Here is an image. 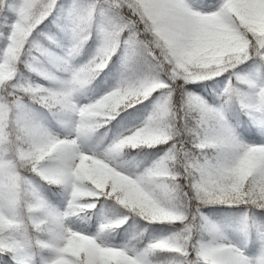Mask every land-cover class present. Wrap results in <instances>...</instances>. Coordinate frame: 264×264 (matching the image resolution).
Returning a JSON list of instances; mask_svg holds the SVG:
<instances>
[{"label":"snow or ice","instance_id":"1","mask_svg":"<svg viewBox=\"0 0 264 264\" xmlns=\"http://www.w3.org/2000/svg\"><path fill=\"white\" fill-rule=\"evenodd\" d=\"M56 3L57 0H19L13 9L17 18L8 47L0 58V264H9L8 257L14 264H41L39 258L31 255L33 248L51 253L43 264H264V254L249 258L225 242L213 240L197 247L195 217L190 218L181 209L176 185L180 178L176 165L181 163L195 198L201 203H246L264 209V145L241 143L222 112L202 98L189 95L186 104L176 109L172 87L178 80L195 83L222 74L249 59L253 50L264 61V0H221L214 10L208 11L194 9L188 0H96L73 13L78 41L73 52L88 38L84 33L98 10L127 9L132 18L120 17L118 23L110 25L104 31L97 55L79 70L72 71L67 60L39 46L41 56L67 66L71 73L66 81L41 73L58 86L12 85L26 44ZM200 4L209 8L213 0H200ZM7 8L8 0H0V12ZM124 32H128L126 38ZM121 43L147 52L156 61L157 71L166 74L172 83L148 77L126 83L89 105L76 104V90L88 84L86 71H102ZM252 87L257 91L248 107L264 116V85ZM161 90L164 95L157 110L143 128L120 139L103 157L81 151L78 138L94 130L95 119L107 123L122 108ZM234 92L230 87L229 93ZM23 95L50 111L78 114V138L61 139L44 127L15 116ZM179 112L185 114L186 121H192L191 134L198 141L195 147L199 157L182 155V145L174 144L159 163L136 178L110 166L112 156L125 148L153 147L174 140L177 129L173 120ZM25 168L48 183L70 188L66 211L58 212L45 203L21 174ZM183 195L186 197L187 193ZM100 197L115 199L151 223L183 224L184 228L141 252L129 254L127 250L103 246L97 238L66 226L69 217L94 207L86 201ZM33 236L38 238L34 240ZM158 253L175 258L158 262L154 259Z\"/></svg>","mask_w":264,"mask_h":264},{"label":"trees","instance_id":"2","mask_svg":"<svg viewBox=\"0 0 264 264\" xmlns=\"http://www.w3.org/2000/svg\"><path fill=\"white\" fill-rule=\"evenodd\" d=\"M74 1L79 9L85 8L96 0H57L56 7L51 11L46 19L35 29L32 33L28 43L25 46L24 54L22 55L19 64L17 65V75L12 85L16 87H25L28 85H38L34 82L37 79L41 82V86L54 87L57 86L55 81H49L42 77L41 73H49L59 78L55 73L60 72V65L50 61L48 58L41 56L39 53V46H43L55 53L57 57L63 58V51L66 47L70 49L71 64L73 66L80 65L81 68L89 64V62L97 55V51L90 56V51L94 42L96 28L99 26L98 12H96L93 24L87 28L84 35L88 38L84 39L83 43L79 44L78 50L73 52L78 41L74 33V26L72 31H69L68 19L65 14L66 9L71 5L70 2ZM200 4V0H193ZM218 0H213L215 3ZM103 3V0H100ZM16 0H8V8L6 12H0V54L3 46L8 39V27L15 16L13 9L15 8ZM106 7V6H105ZM107 18H104V23L108 27L114 23H118L120 17L132 18L127 9L111 10L108 11ZM142 27V26H141ZM126 32H124L125 34ZM51 38V40L49 39ZM52 41H55L53 43ZM124 55V64L121 67L124 76L133 81H137L143 77H158L161 80H166L171 84L168 76L163 72L157 71L156 61L152 59L147 52L130 47L127 44V50ZM121 56L120 47L115 55L111 57L107 67L98 72L90 83L76 90L80 96H85L87 101L90 102L103 88L112 84L115 76L118 73V62ZM257 60L260 74L264 76V61H262L256 52L253 50L249 59L238 64L235 68H230L226 72L230 73L225 77V73L213 75L210 78L202 79L195 83H186L183 80H178L173 87V103L176 109L182 108L187 101L189 95L202 98L210 107L221 111L222 114L230 120L236 128L248 139H260L261 130L258 123L255 121L252 111L245 104L246 94L251 85L250 79L240 78L237 75L240 72L249 68L251 63ZM232 69L235 71L233 72ZM235 89L234 93H229V88ZM11 91V88L9 89ZM156 93V92H155ZM153 93L147 99L138 101L134 105L122 108L114 119L104 123L98 130H93L85 138L91 150L104 149L108 153L114 144L107 141L119 129L127 127L139 120L145 112L152 110L153 114L156 112L158 104L154 103ZM220 104V108L217 105ZM21 119L30 121L39 126L44 127L48 131V126L67 133L66 119L71 117V112L64 110L50 111L47 107L42 106L39 102L34 101L30 96L23 95L21 108L15 113ZM14 116V118H15ZM173 124L177 129L176 138L169 143L159 144L153 147L141 146L138 148H125L121 152L112 156L113 160H120L128 158L127 162L121 167L116 169L125 175L137 174L143 175L147 170L148 162L154 157L155 154L164 152V157L173 149V145H182V155L190 156L191 158L199 157L201 154L195 147L196 138L191 134L192 121H186L185 114L179 112L173 120ZM264 129V124L263 127ZM102 134L103 139L97 144L93 141L95 134ZM176 172L180 174V178L176 181L177 190L181 196L179 204L184 208L189 217L196 216L198 207L211 211L213 214L220 218L229 221L236 219L238 216L243 217L248 225V243L251 244L254 239V228L251 224V214L254 213L264 222V209L258 208L252 204L236 203V204H221V203H201L195 198V193L190 187V181L184 174V169L181 163L176 165ZM21 174L29 181L32 177L42 191H52L57 197L63 193V186L54 183H48L39 175L32 172L30 169H23ZM130 177V176H129ZM30 182V181H29ZM31 184V183H30ZM32 186V185H31ZM183 193H187L185 197ZM190 200V203L188 201ZM86 203L93 204L94 207L85 210L78 215L69 217L67 223L74 229L79 231H96L99 237L105 241H119L128 247L140 250L147 248L154 241L148 240L147 235L150 232L166 231L175 228L176 224L170 223H151L140 215L124 208L118 204L115 199L108 197H100L98 199H91ZM103 213L105 218L115 219L118 216H123L124 220L120 222L118 227H107L105 223L98 227L99 214ZM243 214V216H242ZM194 237H205L202 230L195 228ZM38 237L33 236V239ZM39 248H33L32 251L36 254ZM45 251V250H44ZM171 254L158 253L154 257L157 261H167L166 257ZM9 264H14L12 257H8Z\"/></svg>","mask_w":264,"mask_h":264},{"label":"rangeland","instance_id":"3","mask_svg":"<svg viewBox=\"0 0 264 264\" xmlns=\"http://www.w3.org/2000/svg\"><path fill=\"white\" fill-rule=\"evenodd\" d=\"M188 2L196 10L208 11V10H214L215 7L219 5L221 0L216 1L209 8H204L201 4L196 3L193 0H188ZM18 3H19V0H16L15 7L18 5ZM70 4L71 5L66 9V12H65L67 19H68V26L70 27L69 30H71L72 27L74 26L73 13H74V11L79 9L78 5L74 1L70 2ZM108 14H109L108 12H103L101 10H99V12H98L99 26L97 28V33H96L94 44H93V53H95L96 50L102 46L104 31L107 30V27H106L103 20L105 17L107 18ZM16 18L17 17L15 14L14 18L12 19V21L10 23V26L8 27V33H7L8 38L11 34L12 25L15 23ZM127 36H125V38ZM8 43H9V39H7V41L5 42V44L3 46L2 52L0 54V58L3 57L4 52L6 51V49L8 47ZM120 46H121V50H122L123 55H124L127 44L121 43ZM63 58L68 61V64L70 65L72 71L80 69V65L73 66L71 64V62H70L71 59H70L68 48L65 49ZM232 71L234 72L235 70L232 69ZM224 72H226V71H224ZM229 74L230 73L226 72L225 77H227ZM55 75L59 78V81H66V80L70 79L71 73L68 70L67 66L60 65V72L55 73ZM237 76L240 78L250 79V81H251V86H250V88L246 94V99H245V104L248 106V104L251 101V98L256 94V91H257V89L252 87V85L253 84L264 85V77L260 75V71L258 68V61L254 60L247 70L240 72ZM146 78H148V77L139 78L137 81H140V80H143ZM137 81H133L132 79H129L128 77L126 78L123 74V71H120V73L114 78L112 84L103 88L95 96V98H93L91 100V102H87V99L85 96L84 97L79 96L76 92L74 94V102L76 104H78L79 106H86V105H89L91 103L96 102L97 100L101 99L102 97H104L105 95L110 93L111 91L115 90L116 88H118V87H120L126 83H135ZM35 82L37 84L41 85L40 82H38V81H35ZM166 83H168V82H166ZM162 95H164V92L162 90L157 91L155 93V95H154V103L155 104H158L160 102ZM152 113H153L152 110H148L140 120L136 121L134 124H132L126 128H121L119 131L114 133V135L109 139V143L110 142H118L120 139L133 134L138 129L143 128L148 123L150 118L152 117ZM253 114L255 116V120L259 123V128H261V126L263 124L264 116H262L260 113H254L253 112ZM78 119H79L78 114L71 112V117L67 120V127L70 130L69 134L65 135V134H62V132H59V131H56L53 129H51L50 132H52L53 134H55L56 136H58L61 139H77L78 138L77 137ZM225 121H226L227 126L231 129L233 134L240 140L241 143L253 145V146L264 145V134L263 133H262L263 137L260 140H247L244 136H242L239 133V131H237L235 129V126L232 124L231 121H229L227 119H225ZM49 129H50V127H49ZM101 138H102V136H99V135L96 136V140H98V141ZM78 143L80 145L81 151L85 154L95 155L97 157H103L106 154V153H103L101 150H98L96 152L91 151L87 146L85 136L79 137ZM162 159H163V156L161 154L155 156L154 160L150 161L149 167L152 168L154 165L159 163ZM125 162H126V160H119V161L111 160L110 166H112L114 168H120L122 165L125 164ZM136 177H138V176L131 175V178H136ZM29 181L32 183V185H33L32 187L35 189V191L40 195V197L45 201V203L49 207H51L52 209H54L58 212H64L67 210L68 203H69V200L71 198L70 188L63 185L62 197L59 201H57V200H54V198L51 195L49 196V195L45 194L44 192H42L40 190V188L36 185V183L34 182L33 179L29 178ZM181 209L186 211L182 207H181ZM186 213H187V211H186ZM193 217H195V220H196V227H195L196 230L197 229L202 230L204 235H205V237H194V243L197 247H199V245H201V244H207V243H211L213 240H217V241L228 243L233 247L239 248L249 258L256 259L261 254H264V222L261 219H259L256 214H254V213L251 214V223L253 224V227L255 230V240H254V244L249 245V246L246 245L247 234L244 231V230H246V232L248 231V229H247L248 223L243 217L238 216L236 219L229 220L228 222L230 224H232V225H230L226 221L219 219L211 211L208 212L206 209H203L201 207L197 208L196 216H193ZM123 219H124V217H118V218L113 219V220L105 219L103 217V214L101 213L99 215V221H98L97 226L100 227L104 223L119 224L121 221H123ZM237 221H239V222H237ZM240 221L243 222V229L244 230L242 229V223ZM235 222H237L236 224H238V225L233 224ZM66 226L69 229H71L72 231H76V232L91 236L93 238H97L98 242L101 243L103 246L127 250L129 252V254L143 251V249L135 250V249L129 248L127 245H125L124 243H121L119 241L102 240L97 235V232H88V231L83 232V231L75 230V229L71 228L67 224V222H66ZM175 226L176 227L172 228L171 230L157 231L155 233H149L148 239L152 240L154 242L161 240V239H166L170 236H173V235L181 232L184 228L183 224H176ZM31 255L39 258V260L41 261V264H43L44 261L51 258L50 252L42 251V250H39L35 255L33 254L32 250H31ZM174 258L175 257H173L171 255H168L166 257L167 260L168 259H174ZM195 258H196L195 252L193 251L192 259L195 260Z\"/></svg>","mask_w":264,"mask_h":264},{"label":"clouds","instance_id":"4","mask_svg":"<svg viewBox=\"0 0 264 264\" xmlns=\"http://www.w3.org/2000/svg\"><path fill=\"white\" fill-rule=\"evenodd\" d=\"M85 75H86L87 77H89V79H88V83H90L91 80L94 78V76H95L96 74L91 73V72H87V71H86ZM92 123H93V128H94V130H98L100 127L103 126V123L101 122V119H100V118L95 119Z\"/></svg>","mask_w":264,"mask_h":264}]
</instances>
